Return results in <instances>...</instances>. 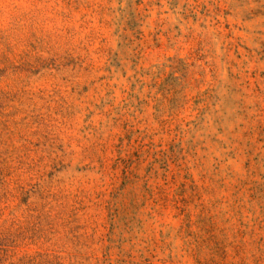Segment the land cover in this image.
I'll list each match as a JSON object with an SVG mask.
<instances>
[{"label":"rangeland","instance_id":"374dc122","mask_svg":"<svg viewBox=\"0 0 264 264\" xmlns=\"http://www.w3.org/2000/svg\"><path fill=\"white\" fill-rule=\"evenodd\" d=\"M0 264H264V0H0Z\"/></svg>","mask_w":264,"mask_h":264}]
</instances>
